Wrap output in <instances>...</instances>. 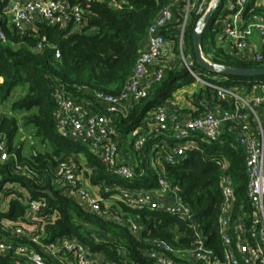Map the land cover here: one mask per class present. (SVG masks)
Listing matches in <instances>:
<instances>
[{"label": "trees", "instance_id": "obj_1", "mask_svg": "<svg viewBox=\"0 0 264 264\" xmlns=\"http://www.w3.org/2000/svg\"><path fill=\"white\" fill-rule=\"evenodd\" d=\"M170 1L68 0L71 5L79 4L83 9L79 26L51 25L37 18L33 26L23 28L10 22L4 10L7 1L0 0V32L3 35L0 38V137L7 141L9 154L8 159L0 160V243L9 246L0 250V264H30L16 254L15 248L18 245L35 248L2 229L4 221L23 220L26 212L19 194L10 197L8 211L1 209L4 199L12 194L9 190L3 192L7 183H18L31 199H43L47 212L56 213L55 220L45 228V243L74 237L91 252L102 253L115 264H155L148 252L158 250L159 243L167 244L173 251L191 249L196 239L194 228L203 241L205 239V245L221 256L218 219L223 196L219 179L224 175L231 178L233 186L231 222L241 217L249 226L251 204L247 193L245 154L237 141L238 123L225 121L220 137L212 142L196 132L192 137L196 146L178 164H169L163 157L173 146L169 133H156L148 128L150 124L154 127L149 118L153 108L163 105L177 89L196 81L180 60L166 65L162 78L150 86L147 95L129 102L125 112H119L113 118L121 154L131 157L128 162L133 170L132 178L124 179L114 174L88 144L71 140L58 129L55 115L57 89L61 88L79 103L103 111L94 94L116 95L121 91L140 54L147 28ZM247 10L264 15L261 4H250ZM198 19L199 15H190L183 36L182 53L192 61L190 68L194 74L202 81L236 88L244 96L257 94L253 87L264 85V75H223L198 66L192 38ZM213 19L200 36V48L205 58L218 66L264 68V45H258L260 60L232 54L219 44V39L215 40L218 27ZM178 23L163 32L166 40L174 42L172 51L177 55L180 54L175 38ZM203 32L204 43L201 41ZM15 90L22 94L9 102ZM195 97L214 107L232 109L230 100L219 99L207 86H203ZM6 105L7 114L3 113ZM257 111L264 127V102ZM203 112L202 108L200 113ZM136 128H141L147 137L139 150L134 149L135 138L131 136ZM25 132L28 133L26 137ZM22 137L25 138L22 140ZM78 156H82L89 167L90 184L109 190L106 194L102 192L103 197L118 194V189L153 191L158 189V180L162 178L194 219L181 220L163 208L139 210L119 200L107 209V213L120 216V221L86 210L53 184L55 167L62 161L72 160L79 169ZM46 191H50L53 198ZM129 220L138 226L137 232L131 229ZM118 250H123L126 257L118 258ZM169 255L180 260L173 253Z\"/></svg>", "mask_w": 264, "mask_h": 264}, {"label": "built area", "instance_id": "obj_2", "mask_svg": "<svg viewBox=\"0 0 264 264\" xmlns=\"http://www.w3.org/2000/svg\"><path fill=\"white\" fill-rule=\"evenodd\" d=\"M5 13L10 22L17 27H31L37 18L45 20L51 25L79 26L82 22L83 9L79 4L71 5L68 0H6ZM224 0H171L164 6L154 21L146 30L140 54L134 64L132 73L121 91L116 94L96 92L94 94L103 111H97L90 106L79 103L69 97L61 88L55 94L56 120L60 133L76 142L89 145L93 153L114 174L121 178L130 179L133 176L131 163L122 158L120 138L114 127V116L120 112L123 102H131L144 98L150 86L159 81L167 63L161 62L165 53V37L163 32L175 22L181 62L188 73L199 79L191 70L192 61L184 57L183 36L190 15H199L198 22L214 8L210 16L218 27L219 44L232 54L241 58L260 60L258 45H264V15L252 14L247 10L250 4L257 5V0H228L225 11ZM209 21V22H210ZM197 22V23H198ZM204 29V28H203ZM257 36L260 43L252 40ZM0 38H3L0 32ZM58 57L59 54L57 53ZM204 57V55L202 54ZM205 58V57H204ZM210 62L209 59L205 58ZM204 86L213 89L221 100H230L231 110L224 109L220 115L207 114L182 121L177 112H167L162 105L156 106L150 112L154 127L150 131L169 133L173 146L163 156L169 164L182 162L187 153L196 145L192 141L193 135L201 133L208 142L217 140L222 133L225 121H232L240 125L237 141L245 154V174L247 176V193L251 204V219L249 226L238 217L236 221L230 219L233 204V186L229 176L219 179V186L223 196V203L218 219V239L221 244L222 255L205 245L198 230L194 228L196 239L194 246L188 250L173 251L167 244L159 243L158 250L148 252V256L155 264H190L201 262L204 264H264V127L257 109L264 102V85H260L261 94L244 96L236 88H226L215 83L202 81ZM127 109V108H126ZM125 109V110H126ZM124 110V112H125ZM103 112V113H102ZM135 138L134 149H141L146 142V134L141 128L132 131ZM7 141L0 137V160L8 159ZM19 167H17L18 169ZM53 184L62 189L64 194L74 198L81 206L99 215H108L107 207L103 206L100 198L94 197L85 189L78 174V168L72 160L60 162L53 171ZM11 191L2 203L1 209L8 211L10 197L17 194L26 206L25 217L15 222L4 221L3 230L11 235L24 239L35 248L18 245L17 255L24 257L30 264H115L104 254L91 252L83 243L72 238L58 239L45 243V228L56 218V213L46 211L43 199H31L27 191L18 183H7L3 192ZM105 189V192H108ZM118 200L123 204L153 211L163 208L168 213L181 220L190 219V213L169 184L162 178L158 180V189L153 191L132 192L118 189ZM111 219L120 221V216L112 215ZM131 229L137 232L138 226L129 220ZM9 246L0 243V250ZM173 253L180 260L169 255ZM118 258H125L123 250L117 251Z\"/></svg>", "mask_w": 264, "mask_h": 264}, {"label": "crops", "instance_id": "obj_3", "mask_svg": "<svg viewBox=\"0 0 264 264\" xmlns=\"http://www.w3.org/2000/svg\"><path fill=\"white\" fill-rule=\"evenodd\" d=\"M251 39L256 41V43L258 44L260 43L257 36H252ZM166 49H167V46L165 45L164 51H166ZM0 81H1V78H0ZM202 88H203V85H201L200 83L196 81L190 85L181 87L177 89L176 91H174L172 94V97L169 100H167L162 106L169 113L177 112L182 121L190 120V119L197 118V117H203L207 114L220 115L222 111L224 110L223 108L211 106L208 102H205L203 99L201 101H198L196 99L195 96L199 93V91ZM20 94H22L21 91L15 90L10 96L9 102L13 101ZM127 105H128L127 102L122 103V106L120 107V113L124 112V110L127 108ZM202 108L205 110V112L200 113ZM3 113L5 114L9 113L8 105H6L5 108H3ZM150 125H148L149 130L153 128V126H150ZM24 138L25 137H22V140ZM122 158H124L125 161H128L129 159L128 157H124L123 155H122ZM77 160L79 163L78 174H79L80 179L82 180V183L85 189H87V191L90 192L92 196L102 199L103 206L110 208L113 204H115L118 201L117 194H110L108 196L103 197L102 192L105 194L108 193V192H105L106 187L90 184L88 177H87V173L89 172L88 165L86 164L84 158L83 157L81 158V156L79 158L77 157ZM80 172L83 175L80 174Z\"/></svg>", "mask_w": 264, "mask_h": 264}, {"label": "water", "instance_id": "obj_4", "mask_svg": "<svg viewBox=\"0 0 264 264\" xmlns=\"http://www.w3.org/2000/svg\"><path fill=\"white\" fill-rule=\"evenodd\" d=\"M214 8L215 6L211 8V10L204 16L202 22H198L196 24L193 30V33H192L195 60L198 66L207 71L216 72L217 74H223V75H232V76H238V77H255V76L264 75V68L246 69V68H232L228 66H218L212 62L207 61L202 56V52L200 48V36H201V32L203 28L209 23L210 16L213 13ZM46 194L53 198V195L50 191H46ZM191 219H194V217H191Z\"/></svg>", "mask_w": 264, "mask_h": 264}, {"label": "rangeland", "instance_id": "obj_5", "mask_svg": "<svg viewBox=\"0 0 264 264\" xmlns=\"http://www.w3.org/2000/svg\"><path fill=\"white\" fill-rule=\"evenodd\" d=\"M257 2H258V4H261L263 7H264V0H257ZM223 5H222V7H223V9L221 10V13H223L224 11H225V7L227 6V3H228V0H224L223 2ZM216 15H214V17H215ZM202 39H201V41H202V43H204V32L202 33ZM208 36V35H207ZM209 37V36H208ZM218 37H219V33L217 32V33H215V35H214V38H215V40H217L218 39ZM172 42L170 41V40H166L165 41V45L167 46V49H166V51H165V53L163 54V56L161 57V62L163 63V62H165V63H167V65L168 64H174L175 62H177L178 60H180L181 61V56H180V54H175V53H173V51H172V47H173V43L171 44ZM196 80V79H195ZM196 82H198V83H200L201 85H203L204 86V84L199 80V79H197L196 80ZM253 88H255V92L257 93V94H261V88L259 87V86H257V85H255ZM23 134V133H22ZM27 134L28 133H24V135H25V137L27 136ZM28 146V145H27ZM121 148H122V146H121ZM80 156H78V158H79ZM81 158H82V156H81ZM130 159H131V157H129ZM81 162H83V161H81ZM78 172H79V170H78ZM82 172V171H81ZM80 172V174H82ZM83 175V174H82ZM109 207V206H108Z\"/></svg>", "mask_w": 264, "mask_h": 264}]
</instances>
